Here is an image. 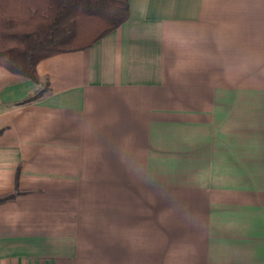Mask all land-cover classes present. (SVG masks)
Returning a JSON list of instances; mask_svg holds the SVG:
<instances>
[{"label": "crops", "instance_id": "1", "mask_svg": "<svg viewBox=\"0 0 264 264\" xmlns=\"http://www.w3.org/2000/svg\"><path fill=\"white\" fill-rule=\"evenodd\" d=\"M129 4L0 64V264H264V0Z\"/></svg>", "mask_w": 264, "mask_h": 264}, {"label": "trees", "instance_id": "2", "mask_svg": "<svg viewBox=\"0 0 264 264\" xmlns=\"http://www.w3.org/2000/svg\"><path fill=\"white\" fill-rule=\"evenodd\" d=\"M19 1L13 8L0 0V64L35 81L39 61L86 48L130 16L129 0ZM98 24L100 32L85 40Z\"/></svg>", "mask_w": 264, "mask_h": 264}, {"label": "rangeland", "instance_id": "3", "mask_svg": "<svg viewBox=\"0 0 264 264\" xmlns=\"http://www.w3.org/2000/svg\"><path fill=\"white\" fill-rule=\"evenodd\" d=\"M100 26H101L100 24H98L94 28H92V26H91L89 32L86 34L84 39L85 40H89L92 37H94L95 35H97L100 32V30H101ZM263 90H264V87H260V91H261L260 93H264Z\"/></svg>", "mask_w": 264, "mask_h": 264}]
</instances>
